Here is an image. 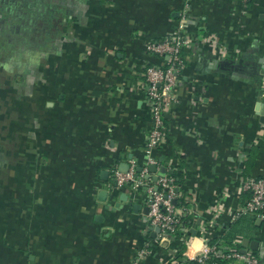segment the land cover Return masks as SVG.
<instances>
[{
    "label": "crops",
    "instance_id": "obj_1",
    "mask_svg": "<svg viewBox=\"0 0 264 264\" xmlns=\"http://www.w3.org/2000/svg\"><path fill=\"white\" fill-rule=\"evenodd\" d=\"M183 10L192 41L154 156L156 172L181 177L188 212L177 208V235L159 243L144 188L113 187V172L145 166V69L161 63L146 45L170 36ZM28 51L27 74L6 65ZM259 60L264 0H0V264H130L140 250L139 264L203 255L246 202L244 179L264 178ZM257 220L228 253L261 260Z\"/></svg>",
    "mask_w": 264,
    "mask_h": 264
},
{
    "label": "built area",
    "instance_id": "obj_2",
    "mask_svg": "<svg viewBox=\"0 0 264 264\" xmlns=\"http://www.w3.org/2000/svg\"><path fill=\"white\" fill-rule=\"evenodd\" d=\"M247 2L249 0H241ZM186 10L181 12L178 27L162 40L151 41L146 45V50L153 56L161 59L159 66L149 65L145 69L146 94L151 108V128L147 134L144 149L145 166L140 172L135 171L132 163L127 173L113 172L114 182L117 188L129 184L135 191L144 188L147 195L148 220L152 227L159 229L157 240L163 243L177 235L182 225V215L178 213L176 201L179 200L178 185L172 176L155 177L149 172V167H158L154 156L158 147L167 137L164 116L174 101L173 90L177 83L178 74L185 67L182 51L191 44V38L183 33ZM261 97L264 99V82L261 85ZM243 191L248 198L241 209L234 215L233 221L241 216H253L264 220V178H247L243 181ZM183 216L188 212L186 207H180ZM220 247L208 246L205 253L194 260L198 264H204L209 256H217ZM146 250H140L130 264H139L146 256ZM226 260L241 259L244 264H260L259 258L251 254H241L237 251L225 255Z\"/></svg>",
    "mask_w": 264,
    "mask_h": 264
},
{
    "label": "trees",
    "instance_id": "obj_3",
    "mask_svg": "<svg viewBox=\"0 0 264 264\" xmlns=\"http://www.w3.org/2000/svg\"><path fill=\"white\" fill-rule=\"evenodd\" d=\"M172 177L175 178L178 187L181 186L182 179L180 176L172 173ZM177 207H187L188 204L182 199L176 201ZM251 217V216H250ZM256 229V218L239 217L233 223H231L222 233L219 238H212L208 242V246L220 247L217 250V256H209V258L204 262V264H229L231 260H226L225 255H228V247H231L232 241L238 237H249L251 232ZM168 264H198L195 260H188L178 256L176 258V263Z\"/></svg>",
    "mask_w": 264,
    "mask_h": 264
},
{
    "label": "water",
    "instance_id": "obj_4",
    "mask_svg": "<svg viewBox=\"0 0 264 264\" xmlns=\"http://www.w3.org/2000/svg\"><path fill=\"white\" fill-rule=\"evenodd\" d=\"M257 63L260 64V65H257V66L255 67L254 71H255V75H256V77H257V81H259V83L262 84V83L264 82V65H263L264 62H262V60H259ZM257 108H258V109H257V110H258V115L260 116V122H261V123H264V100L261 101V102L259 103V105L257 106ZM118 171L121 172V173H124V174L127 173V171H128V165H126V164H122V165L119 167V170H118ZM137 171L140 172V169H138ZM149 172H150V173H156V176H155L154 178H157V177H164V176L166 175V173H167L165 168H161V169H159V170L156 172V169H155L154 166H150V167H149ZM169 174H170V173H169ZM106 175H108L107 172H103V173H102V176L105 177ZM112 186L116 188V185H115V184H113ZM106 196H107V193H106V192H101V193H100V197H101V200H102V201H105ZM126 199H127V197H126L125 195H122V196L120 197V201H122V202H125ZM117 207H118V206H117ZM137 208H139V206L135 205V206H134V209H137ZM143 213H144L145 215H147V213H148V209L145 208L144 211H143ZM259 222H260V220H257V224H258ZM152 229H153L155 232H159V229H158L157 227H154V228H152ZM192 233L194 234L193 230H192ZM241 245H242L244 248L247 247V248H248L250 251H252V252H257V251H259V243H258L257 241H250L249 239H243ZM240 253H241V254H245L246 251H245L244 249H242V250H240ZM260 264H264V248H263L262 258H261V260H260Z\"/></svg>",
    "mask_w": 264,
    "mask_h": 264
},
{
    "label": "rangeland",
    "instance_id": "obj_5",
    "mask_svg": "<svg viewBox=\"0 0 264 264\" xmlns=\"http://www.w3.org/2000/svg\"><path fill=\"white\" fill-rule=\"evenodd\" d=\"M29 59H32L31 53L29 51L27 53L26 52L19 53L16 57V60H14V61L8 60L6 65H8V66L14 65L17 67L20 66V68H22V71L24 68V71L27 74V71H29V69H28Z\"/></svg>",
    "mask_w": 264,
    "mask_h": 264
}]
</instances>
